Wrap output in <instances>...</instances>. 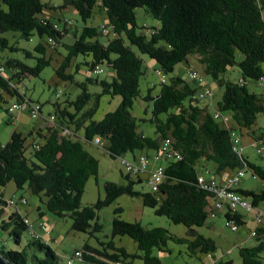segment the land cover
Listing matches in <instances>:
<instances>
[{
	"label": "trees",
	"instance_id": "obj_1",
	"mask_svg": "<svg viewBox=\"0 0 264 264\" xmlns=\"http://www.w3.org/2000/svg\"><path fill=\"white\" fill-rule=\"evenodd\" d=\"M96 7L105 13L112 34L105 43L99 38L108 36V31L104 34L96 27L87 26ZM263 7V0H62L58 7L41 0H0V34L17 33L25 41L33 36L47 39L46 44L40 42L35 47L41 54L35 66H27L17 59H7L0 65L5 70L0 73V91L15 96L18 102L33 104L16 84L29 77H39L44 68L50 66L53 58L46 57L47 47L63 56L55 69L57 78L80 91L75 97L73 90L72 93L63 92V101L53 103L50 114L55 118L53 127L46 126L44 131L32 129L26 134L13 131L5 144L0 142V187L13 183L18 190L27 188L48 213L60 218L67 216L72 231L89 237L102 232L98 212L123 195L141 199L143 207L152 209L156 216L187 229V237L182 238L161 227L127 223L117 216L122 209L116 208L112 237L130 238L137 244L139 254H129L124 248L116 247L113 241L100 243L104 246L102 250L85 244L82 260L90 264H134L135 259L144 264H160L153 251L170 254L168 242L184 246L187 254L197 259L200 256L206 259L207 255L215 253L214 241L196 231L209 219L211 198V193L198 183L200 176L209 173L204 166L201 167L203 175L198 171L200 160L215 165L210 178L248 169L264 184V166L234 152V129L214 119L215 113L223 117L230 114L240 130H248L252 142L263 139L251 128L257 116L264 115V90L256 94L248 87L249 83H255L264 89V82L258 84L261 78L264 80ZM67 8H72L83 22L80 32L72 30L70 21L60 24V20L43 17L45 10ZM137 9H144L158 25L138 27ZM0 48L17 51L2 37ZM140 55L156 62L164 76L172 75L180 63L189 64L188 58L193 57L203 75L223 89L216 111L210 113L193 99L199 91L195 83L171 76L161 83L155 97L149 90L143 98L152 105V117L142 122L149 123L154 129L152 137L146 136L132 114L134 101L140 95L139 82L144 75V61ZM238 56H242L239 62L236 61ZM103 65L111 70L110 81L88 76L83 81H76L75 75H80L83 67L86 74L95 73V68ZM234 66L240 72L238 82L228 79V69ZM72 67L74 72L70 73ZM89 86L99 87L100 93H91ZM104 96L120 97V104L100 121H93ZM161 116H164L163 120ZM10 119L14 123L11 116ZM96 139L100 140L101 147L95 145ZM166 141L180 160L165 163L164 180L156 192L136 191L134 186L146 183L147 177L144 180L141 176L125 174V184L107 182L103 199L82 205L86 183L97 177L99 167L98 160L88 152L86 145L103 149L111 159L130 154L132 159L128 160L134 161L141 155L159 152ZM238 192L254 207L264 203V187L259 192ZM6 204L0 196V205ZM2 216L3 210H0V219ZM223 217L237 227L245 225L244 216L239 213L227 212ZM25 220L12 210L7 219L0 222V229L7 232L17 246L28 231ZM254 241L253 246L238 250L240 264H261L264 228L258 229ZM35 251L43 257L35 255ZM0 255L13 264H60L55 252L40 239L28 241L16 251L1 248ZM214 264H233V261L218 259Z\"/></svg>",
	"mask_w": 264,
	"mask_h": 264
},
{
	"label": "rangeland",
	"instance_id": "obj_2",
	"mask_svg": "<svg viewBox=\"0 0 264 264\" xmlns=\"http://www.w3.org/2000/svg\"><path fill=\"white\" fill-rule=\"evenodd\" d=\"M264 1V0H263ZM42 3L50 4L51 6L58 7L62 5V0H41ZM136 22L138 27H155L158 23L148 15L144 9H137L135 11ZM262 16L264 18V7L262 9ZM43 17H50L55 21L60 20V24L70 21L72 30L81 31L84 26L78 14L72 9L67 8L65 10H45ZM87 26L96 27L98 30H102L103 27L109 32L108 36H102L99 38L100 42L105 43L107 39L112 37L108 21L105 13L101 12L97 7L94 8L93 17L87 21ZM0 37L7 39L10 47H15L17 51L12 52L10 49L0 48V65L7 59H17L27 66L33 67L37 63V58L41 57V54L35 51V47L40 43L46 44L47 39H39L37 36H33L29 41H25L20 38L17 33H4L0 34ZM60 51L64 54L62 49ZM30 54V56H28ZM51 56L53 58L50 66L44 68L39 77H29L24 79L20 84H16L22 94L29 99L34 105L41 106L43 116L47 112H53V103L63 101V92L72 93L74 97L77 96L80 91L77 88L69 87L68 83L59 80L55 74V69L58 68L62 61L63 56L57 55L49 47H47L46 57ZM143 59V73L144 75L139 82V97L134 101L133 116L137 119V125L139 129L149 137L154 135V129L147 122L152 117V105L149 102H145L143 98L147 96L148 91L155 97L160 90V76L157 74L159 66L156 62L150 60L147 56H141ZM242 56H238L236 61H241ZM79 60V59H78ZM77 61V60H76ZM188 63L191 64L190 68L195 69L198 73L203 75V71L198 62L193 58H188ZM186 63L178 64L172 75L165 76L166 81L171 76L181 77L186 82H190L187 77L188 65ZM101 74L97 75L93 72H87L83 67L80 75H75L76 81H83L85 77L98 78L99 80H111L110 69L106 66H100ZM74 72V68L70 69V73ZM8 73V71L6 72ZM86 76H85V75ZM207 83L211 85L212 96L203 101H199L198 105L205 107L212 113L217 108V103L221 100L223 95V89L213 82L209 77L204 76ZM228 79L233 82L240 80V72L237 66L228 69ZM16 83V81H14ZM248 87L251 92L261 94L263 87L256 85L255 83H249ZM91 93H100V88L95 86H89ZM3 101L0 102V142L5 144L10 134L13 131H17L23 134L28 133L32 129L38 127L41 118L32 119L28 109L16 111L13 115L15 122L12 123L10 116L6 113L7 109L14 103H17L15 96H10L0 91ZM120 97H108L104 96L100 99L99 108L93 118V121H100L104 115L108 112L114 111L120 104ZM228 124L234 129V133L240 137V146L243 148L242 154L247 156L248 160L256 165L264 166V156L258 154L257 150L264 149V115L260 114L256 118L255 125L251 130L255 131L256 135L263 136V140L258 142H252L254 147H250L249 143L252 141L247 134L248 130H240L232 121L231 115L226 114ZM164 119V116H161ZM88 152L98 160V174L96 178H91L84 188V192L81 198L82 205H91L96 203L97 200L103 199L105 196L104 185L107 182L116 184H125L123 178L124 170L120 165V159H111L108 154L101 148H97L92 145H86ZM139 152H136L138 155ZM126 159H132V155L127 154ZM204 166L209 172L205 174V177H211L210 174H214L215 165L205 160H200L197 169L201 172V167ZM244 177L241 179L237 188L241 187L246 191L259 192L263 189L264 184L258 178L254 177L248 169L243 170ZM202 173V172H201ZM204 173H202L203 175ZM144 179V176H141ZM136 191L150 193L151 190L146 186L145 182L137 183L134 186ZM0 194L5 202L11 200L14 201L15 209H8V215L11 211L16 210L21 216L28 221L30 233L27 231L21 237V244L15 245L12 239L8 236L7 232L0 229V249L4 250H20L28 241L41 240L42 243L48 245L58 256L60 264H66L69 259L74 255L75 251H83L85 244L102 250L104 246L100 243H107L113 241L116 247L124 248L129 254H139L137 244L126 236L112 237V222L116 217L114 211L116 208H121L122 212L117 215L122 221L127 223L139 222L146 227H161L169 231L177 237L186 238L187 229L182 225H174L165 217H158L154 214V211L149 208H145L142 205L141 199L135 197H129L126 195L117 198L110 206L102 209L98 212L99 223L102 224V232L95 237H89L86 234L77 233L71 230V220L66 217H56L53 214L48 213L45 207L39 199L33 196L27 188L18 190L13 183H9L6 187H0ZM4 208L0 205V210ZM44 213L40 216V213ZM242 216H244L245 225L239 227L237 232H232L230 227L226 224L224 217L220 214L211 220L206 221V225L209 223L214 224V230H211L206 225L202 228H197L196 231L214 241L216 245L215 254L224 257L227 261L229 259L240 264L238 257V245L241 244L244 248L252 246L255 241L252 237H249V232L256 227L255 218L252 214L245 213L243 210H239ZM7 217H2V220H6ZM32 232L34 235H31ZM168 248L170 254L161 253L158 250L153 251V256L157 257L160 264H199V261L195 257H191L187 254L184 246L176 245L173 242H168ZM33 251V250H31ZM28 253H31L28 251ZM32 254V253H31ZM35 255L43 257L42 253L36 252ZM203 256L199 257L202 258ZM71 264H90L84 260H74ZM134 264H144L141 260L135 259ZM264 264V255H262V262Z\"/></svg>",
	"mask_w": 264,
	"mask_h": 264
},
{
	"label": "built area",
	"instance_id": "obj_3",
	"mask_svg": "<svg viewBox=\"0 0 264 264\" xmlns=\"http://www.w3.org/2000/svg\"><path fill=\"white\" fill-rule=\"evenodd\" d=\"M102 32L107 33L106 29L103 27ZM4 67L0 66V73H4ZM96 74H101L102 71L99 67L95 68L94 71ZM160 76V82L165 83L166 78L161 72H157ZM188 80L195 83L199 88V91L194 95L193 99L197 101H203L207 98H211L212 90L204 78V75L198 73L195 69H189L187 71ZM264 80L261 78L258 84H263ZM23 109H28L30 116L32 119H38L42 117L40 112V107L33 104H28L27 102H17L14 103L7 109L8 115L13 118L15 122V117H13L16 111H21ZM214 119L217 121H222L223 124L228 126V119L219 115L218 113L214 114ZM54 116L48 115L46 118L47 125L49 127L54 126ZM63 134H67L64 132ZM232 150L237 154H241L243 152V148L240 146L241 139L234 135L232 136ZM95 145L102 146L99 139L95 140ZM169 141L161 147V150L157 153L152 154L151 156L141 155L136 160H128L126 158H120V165L124 170V174L131 175L132 177H138L142 175H146V186L151 190V192H156L158 187L164 180V170L165 163L171 160H180V156L171 151L168 148ZM252 147L253 143L251 144ZM258 154L264 156V149L257 150ZM243 169H237L236 171L229 173L224 176L221 181H217L214 178L206 179L203 176L198 178V183L207 191L211 193V198L209 200L208 205V216L209 219H215L220 213L230 212L232 215L235 213H239V210H243L245 213L252 214L255 218L256 227L250 231V237L255 238L257 236L258 229L264 227V213L258 208L254 207L251 201L242 196L238 190L237 185L240 183L241 179L244 177ZM7 204L2 208L3 216H8V209L14 207V201L11 200L6 202ZM25 224L28 225V221L25 220ZM226 224L230 227L232 232H237L239 227L233 222L228 221ZM28 232L30 233V229L28 226ZM31 235H34L32 232ZM83 259V253L81 251H75L74 255L71 259L67 261L66 264H71L74 260L81 261ZM206 259L210 262V264H214L215 260L212 255H207ZM114 264H122V263H114Z\"/></svg>",
	"mask_w": 264,
	"mask_h": 264
},
{
	"label": "crops",
	"instance_id": "obj_4",
	"mask_svg": "<svg viewBox=\"0 0 264 264\" xmlns=\"http://www.w3.org/2000/svg\"><path fill=\"white\" fill-rule=\"evenodd\" d=\"M191 64H189L188 66H190ZM191 67V66H190ZM190 67H188V69L190 68ZM209 86H210V88H211V85L209 84ZM211 90H212V88H211ZM204 108H207V105L204 107ZM216 111V109L213 111V112H215ZM212 112V113H213ZM50 114H52V112H47L46 113V115L45 116H43L42 117V120L39 122V124H38V127L36 128V130L37 129H42L43 131L45 130V128H46V126H48L47 125V122H46V118L48 117V115H50ZM79 134H80V132H79ZM257 136V135H256ZM258 137V136H257ZM263 140V139H262ZM251 144H252V141H250V143H249V146L251 147ZM150 155V154H149ZM247 157V156H246ZM224 177V175H221V176H219V177H217L216 176V180L217 179H219V181H220V179H222ZM146 179V175H144V180ZM143 180V179H142ZM237 190H242V191H246V190H243L241 187H239V188H237ZM0 196H2V194H0ZM263 213H264V203H262V204H260L259 205V207H258ZM42 213V212H41ZM239 214L240 215H242L241 214V212H239ZM220 215H222L223 216V214L222 213H220ZM23 217V216H22ZM24 218V217H23ZM208 228H210L211 230H214L215 228V226H214V224L213 223H209V224H207L206 225ZM262 228H264V227H262ZM253 230V229H252ZM251 230V231H252ZM250 233V232H249ZM249 237H250V234L248 235ZM254 239V238H253ZM254 245V244H253ZM252 245V246H253ZM240 248H244L243 246H241V244H239L238 245V250L240 249ZM212 256H213V258H214V260L216 261V260H218V259H221V260H223V261H226L225 259H224V257H222V256H218V255H216L215 253H213L212 254ZM198 261H199V264H210V262L207 260V259H205V257L203 256L202 258H200V260L199 259H197ZM227 261H233V260H231V259H229V260H227ZM233 264H236V262L235 261H233ZM238 264V263H237Z\"/></svg>",
	"mask_w": 264,
	"mask_h": 264
},
{
	"label": "water",
	"instance_id": "obj_5",
	"mask_svg": "<svg viewBox=\"0 0 264 264\" xmlns=\"http://www.w3.org/2000/svg\"><path fill=\"white\" fill-rule=\"evenodd\" d=\"M0 264H13V263H11L6 258H4L2 255H0Z\"/></svg>",
	"mask_w": 264,
	"mask_h": 264
}]
</instances>
